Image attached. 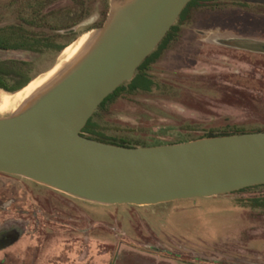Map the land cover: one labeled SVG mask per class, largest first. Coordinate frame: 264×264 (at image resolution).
Masks as SVG:
<instances>
[{
	"label": "rangeland",
	"instance_id": "374dc122",
	"mask_svg": "<svg viewBox=\"0 0 264 264\" xmlns=\"http://www.w3.org/2000/svg\"><path fill=\"white\" fill-rule=\"evenodd\" d=\"M99 19L90 15L60 52H0V58L31 63L28 72L34 80L14 94H25L60 65L69 46L93 33L97 28L89 25ZM250 39L264 42V12L229 9L188 26L183 44L154 70L174 88L156 89L134 103L118 101L112 107L113 122L143 126L142 136L160 143L185 137L187 131L180 128L187 125L264 126V53L230 43ZM4 93L9 92L0 90V104ZM21 104L0 110V116ZM245 195L102 205L0 173V230L16 232L15 241L0 252V264H264V211L236 203ZM18 227L23 228L21 235Z\"/></svg>",
	"mask_w": 264,
	"mask_h": 264
},
{
	"label": "water",
	"instance_id": "95a60500",
	"mask_svg": "<svg viewBox=\"0 0 264 264\" xmlns=\"http://www.w3.org/2000/svg\"><path fill=\"white\" fill-rule=\"evenodd\" d=\"M189 1L110 0L103 25L83 49L18 109L0 116V173L102 205H157L264 184V131L149 146L81 135ZM230 43L264 53L261 41Z\"/></svg>",
	"mask_w": 264,
	"mask_h": 264
},
{
	"label": "trees",
	"instance_id": "16d2710c",
	"mask_svg": "<svg viewBox=\"0 0 264 264\" xmlns=\"http://www.w3.org/2000/svg\"><path fill=\"white\" fill-rule=\"evenodd\" d=\"M92 3L93 0H6L0 4V52L62 51L78 36L77 28L89 17ZM229 9L258 15L264 12V0L189 1L162 40L138 66L133 78L122 83L101 102L82 128L81 135L118 145L149 146L214 135L264 131V126L252 128L229 122L210 129L187 125L180 128L187 131L185 137L160 143L146 140L142 136L146 131L143 126L121 125L112 120V107L118 101L134 103L135 98L150 94L156 89L163 92L173 89L172 85L164 84L156 77L155 66L168 52L183 44L188 26L220 16ZM106 17L107 13L103 11L100 19L89 27L91 29L101 27ZM30 67L31 63L25 60L0 58V90L14 93L25 87L33 80L28 72ZM227 194H246L237 198L236 203L245 210L264 211V184L245 187ZM17 231L21 235L23 228L18 227Z\"/></svg>",
	"mask_w": 264,
	"mask_h": 264
},
{
	"label": "bare ground",
	"instance_id": "6f19581e",
	"mask_svg": "<svg viewBox=\"0 0 264 264\" xmlns=\"http://www.w3.org/2000/svg\"><path fill=\"white\" fill-rule=\"evenodd\" d=\"M92 32L84 35L78 42L76 46L74 44L69 46V50L66 52V58L57 65L47 76L44 78H40L37 82L30 88L28 92L22 94L20 96L15 95L14 93H4L2 96V102L0 104V110H4L9 106H12L16 103H23L26 99H28L31 95H33L36 91H38L42 86H44L50 79H52L56 73L62 69L66 64H68L87 44L89 39L92 36ZM76 44V43H75Z\"/></svg>",
	"mask_w": 264,
	"mask_h": 264
},
{
	"label": "flooded vegetation",
	"instance_id": "af4514ba",
	"mask_svg": "<svg viewBox=\"0 0 264 264\" xmlns=\"http://www.w3.org/2000/svg\"><path fill=\"white\" fill-rule=\"evenodd\" d=\"M109 3H110V0H93V3H92L93 5L91 6V9L89 10V14L90 15L96 14L97 16H101L103 14V11H105L108 14ZM92 29H96V28H92ZM37 78H40V77H37ZM23 88H25V87H23ZM15 233L16 232H14V230L12 228H10V229L9 228H4V229L0 230V246L2 244L10 242L11 239L13 238V236L15 235ZM11 244L12 243H9L8 245L1 247L0 248V252L2 250H4L5 248H7L8 246H10Z\"/></svg>",
	"mask_w": 264,
	"mask_h": 264
}]
</instances>
